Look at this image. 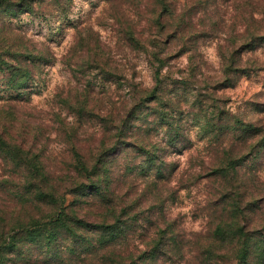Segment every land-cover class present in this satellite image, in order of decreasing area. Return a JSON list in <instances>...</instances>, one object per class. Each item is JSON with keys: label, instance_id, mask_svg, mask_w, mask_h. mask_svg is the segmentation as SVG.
<instances>
[{"label": "rangeland", "instance_id": "374dc122", "mask_svg": "<svg viewBox=\"0 0 264 264\" xmlns=\"http://www.w3.org/2000/svg\"><path fill=\"white\" fill-rule=\"evenodd\" d=\"M161 8L155 0H46L35 14L14 17L2 7L0 24L11 26L47 59L31 81V99L10 103L17 117L10 132L44 154L52 171L66 176L68 191L75 174L64 161L72 156V145L89 154L111 134L118 112L137 108L135 124L150 131L142 138L149 141L148 149L158 148L155 153L163 157L166 170L163 176L153 169L141 173L136 163L142 157L131 149L115 164L113 188L136 200L141 196L143 209L137 227L118 243L116 252L122 248L142 256L163 235L157 264H211L218 256L228 257V249L211 239L230 202H217L226 186L211 175L223 147L242 158L237 173H231L229 198L234 200L241 186L236 195L250 201L253 219L264 222V147L256 144L261 137L247 144L231 137L242 125L264 128V0H168L167 28L157 27ZM181 19L193 27L190 34L175 37L171 27ZM246 29L260 38L242 51ZM154 36L167 57L161 82L155 76ZM157 85L160 99L146 105L140 97ZM3 104L8 102L0 88ZM160 113L170 122L173 115L174 124L181 126L178 141H170L174 132L161 123ZM218 129L226 130L223 137ZM2 162L0 158V180L16 181L11 166ZM129 163L135 164L131 173L119 177ZM5 191L0 189V208L10 211L18 201ZM73 201L68 197L67 204ZM100 204L93 207L88 199L76 210L94 216ZM38 247L27 252L35 264L96 262L80 248L51 259ZM151 259L144 264H155Z\"/></svg>", "mask_w": 264, "mask_h": 264}, {"label": "trees", "instance_id": "16d2710c", "mask_svg": "<svg viewBox=\"0 0 264 264\" xmlns=\"http://www.w3.org/2000/svg\"><path fill=\"white\" fill-rule=\"evenodd\" d=\"M45 1L0 0V9L3 7L7 9L6 11H12L10 13H13L14 17L24 13L35 14L37 7L41 9ZM155 2L162 7L156 18L157 27L160 24L161 27L167 28L165 21L170 13L168 0ZM192 27L190 22L181 19L171 29H174L175 37H184L190 34ZM244 33L241 43L243 46L240 48L242 51L249 49L248 46H252L254 41L260 38L256 32H250L249 29ZM152 39L154 40L150 41L154 48L153 57L158 63L155 67V76L157 81L161 82L167 57H162L165 48L161 47L163 45L161 40L157 36ZM46 62L43 53L30 47L23 38L16 35L11 26L0 24V88L8 102L7 106L4 104L0 106V158L6 165L11 166L13 174L17 177L16 181L1 179L0 189L2 192L7 190L18 201V206H14L10 211L0 208V264H35L33 256L27 257L29 254L27 252L38 246L39 249L46 250L47 257L51 259L60 258L63 251L76 254L75 248H80L88 257L91 255L96 257L95 264H144L150 258L157 264L160 259L157 254L163 245V235L160 239L154 240L153 251L144 252L142 256H137L135 252H127V249L122 252V248L121 253L116 252L118 243L137 227L143 209L139 205L141 196L136 200L113 188L111 183L113 180H110L113 178L110 176L116 173L115 164L131 149L142 157V160L136 163V166L140 163L141 173L153 169L163 176L162 172L166 170L163 157L155 153L158 148L148 149L149 141L142 138L143 134L148 136L150 131H142L135 124L140 118L137 108L118 112L111 134H107L106 139L103 138L89 154L72 145V156L64 161L68 170L69 167L72 168L75 174L72 188L68 191L65 187L66 176L52 171L44 159V154L37 149L26 147L15 138L12 130L10 132L11 126L15 124L14 118L17 119L16 113L13 112L16 107L10 103L18 105L26 99H31L34 91L31 88L33 87L31 81H34L38 67L41 64L45 65ZM159 91L157 85L151 94L140 98L143 103L149 105L160 99ZM157 117H160L162 124L167 123L169 130L174 132V136L172 134L169 137L170 141L172 143L178 141L177 135L179 131L181 132V126L174 124L173 115L170 118L171 122L166 114L160 113ZM225 131L218 129L219 137H223ZM235 133L231 134V137L242 144H247L248 140L257 136L261 137L257 139L256 144L264 147L262 127L242 125ZM150 147L153 148V144H150ZM229 149L222 148L221 162L211 174L225 182L226 186L220 192L217 202L230 200L227 202L226 217L211 233V239L216 245L228 249L226 255L228 257L218 256L219 259H210V262L264 264V222L253 219L248 206L250 201L244 202L241 193L239 196L236 195L241 186L236 187L234 200L229 198L233 187L231 173H237L238 165L242 161L240 156L233 157L232 153L229 155L231 150ZM144 165H150V169H145ZM134 167L135 164L129 163L124 169L125 173L123 175L118 173V176L127 177ZM68 197H73L72 204H67ZM88 199L93 201V207L97 203L102 204L104 208L101 204L97 208L99 214L93 216V213L83 214L82 211L76 210L79 203L84 205ZM64 243L68 245H63Z\"/></svg>", "mask_w": 264, "mask_h": 264}]
</instances>
